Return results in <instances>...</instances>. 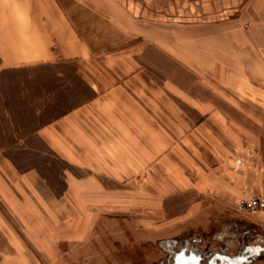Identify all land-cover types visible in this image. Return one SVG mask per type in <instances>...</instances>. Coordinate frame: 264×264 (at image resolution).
I'll return each mask as SVG.
<instances>
[{
  "label": "crops",
  "instance_id": "0c3cea01",
  "mask_svg": "<svg viewBox=\"0 0 264 264\" xmlns=\"http://www.w3.org/2000/svg\"><path fill=\"white\" fill-rule=\"evenodd\" d=\"M153 53L192 85L154 76ZM67 60L92 96L36 133L82 175L66 171L57 195L0 153V264L84 245L122 204L157 215L188 189L264 198V0H0V72Z\"/></svg>",
  "mask_w": 264,
  "mask_h": 264
},
{
  "label": "rangeland",
  "instance_id": "374dc122",
  "mask_svg": "<svg viewBox=\"0 0 264 264\" xmlns=\"http://www.w3.org/2000/svg\"><path fill=\"white\" fill-rule=\"evenodd\" d=\"M140 29L142 30L133 28L132 31L136 30L134 33L145 36L147 33L143 27ZM144 39L137 38L126 47L140 48L139 46H145L144 41L147 44L151 41ZM124 45L125 43L121 46ZM142 55L145 56L144 53ZM159 56L156 53L152 55L154 76L162 78L164 73L173 72L181 83L192 85V77L188 74H177L173 65L172 69H159ZM96 58L95 55L90 61H95ZM149 59L151 58L148 61ZM99 60L102 61L101 58ZM79 63L78 60H67L0 72V153L8 156L20 170H35L33 165H40L33 150L48 148L53 151L44 145L36 131L92 96L87 84L80 79ZM92 73L96 76L95 70ZM249 121L253 127L252 119ZM57 166H41L43 174L52 180L57 190L65 185L66 171L76 176L82 175L80 170L71 166L65 170L64 178L59 174L63 170L61 164ZM256 192L250 193V196L244 195L239 204L231 205L223 199H218L219 203H216L208 195L198 196L193 189H188L165 197L163 214L157 215H144L139 210L127 214L122 204L119 214L113 213L99 219L97 229L84 245L64 244L58 257L40 258L45 264H153L166 256L163 245L158 244L159 241L201 238L199 246L215 249L220 244L214 236L226 227L230 231L234 230L233 226H247L251 230L247 243L264 247V198L257 196ZM196 204L203 206L200 213L192 209ZM145 219L152 223L145 225ZM245 242L243 235L238 233L234 238L228 237L225 245L236 254ZM250 264H264V254Z\"/></svg>",
  "mask_w": 264,
  "mask_h": 264
},
{
  "label": "flooded vegetation",
  "instance_id": "af4514ba",
  "mask_svg": "<svg viewBox=\"0 0 264 264\" xmlns=\"http://www.w3.org/2000/svg\"><path fill=\"white\" fill-rule=\"evenodd\" d=\"M235 227L234 230L230 231L228 227L224 228L222 232L217 233L214 236V239H217L220 246L215 249H207L202 248L198 244L202 242L201 238H179V239H171V240H165V241H159V245H163V249L165 252V257H161V259L153 264H175V257L177 254L183 252V256L180 257L179 264H186L190 262V264H229L227 260L222 261L219 259V255L226 256L230 255L232 257H236L238 260H240L239 264H248V262L257 257H261L262 252L260 251L256 255H250L248 257H245L248 252L246 251L248 247H253L256 245H250L247 243L249 240L250 232L251 230L247 228V226H244L242 228ZM230 228V227H229ZM242 234L243 235V241L245 242V245H242L239 248V251L236 254H233L228 247L225 245V241L228 239V237L234 238L236 234ZM259 246V245H258ZM202 256L203 258L198 260L199 256ZM217 257V259L214 261V258Z\"/></svg>",
  "mask_w": 264,
  "mask_h": 264
},
{
  "label": "trees",
  "instance_id": "16d2710c",
  "mask_svg": "<svg viewBox=\"0 0 264 264\" xmlns=\"http://www.w3.org/2000/svg\"><path fill=\"white\" fill-rule=\"evenodd\" d=\"M65 114V113H64ZM47 150H43V149H35L33 150V155L36 159H38L39 164L40 165H33V168H35V170L38 171V173L42 176V178L46 181V183L48 184V186H50V188L52 190H54V192H56L57 195H62L64 192V189L66 187V182L65 185L62 187V189H55V187L52 184V180L48 177L45 176V174H43V169L41 166L46 167L47 165L52 166H57V164H61V169L62 173L59 172V174H62L60 176H64L65 178V170L67 169V167H71V165L69 163H67L64 159L60 158V156L56 155L53 151L49 150L48 148H46ZM18 168L19 166L16 165ZM58 167V166H57ZM20 169V168H19ZM65 180V179H64ZM58 181V180H56Z\"/></svg>",
  "mask_w": 264,
  "mask_h": 264
},
{
  "label": "water",
  "instance_id": "95a60500",
  "mask_svg": "<svg viewBox=\"0 0 264 264\" xmlns=\"http://www.w3.org/2000/svg\"><path fill=\"white\" fill-rule=\"evenodd\" d=\"M248 252V254L245 256V257H248L250 255H256L258 254L260 251H264V247L262 246H253V247H248V249L246 250ZM183 256V252L180 253L179 255L177 254V256L175 257V264H179V262L181 261L180 260V257L179 256ZM203 257L200 255L198 257V260L202 259ZM219 259H221L222 261L224 260H227V262L229 264H239L240 263V260H238L236 257H232L230 255H226V256H222V255H219L218 257ZM217 259V257L214 258V261ZM250 263V261L248 262ZM186 264H190V262L186 263Z\"/></svg>",
  "mask_w": 264,
  "mask_h": 264
}]
</instances>
